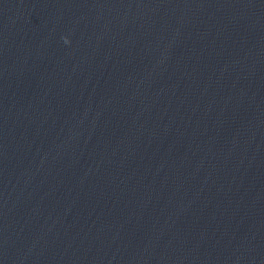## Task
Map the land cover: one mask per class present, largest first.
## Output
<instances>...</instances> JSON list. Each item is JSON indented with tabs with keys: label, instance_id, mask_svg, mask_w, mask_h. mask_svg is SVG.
<instances>
[{
	"label": "water",
	"instance_id": "water-1",
	"mask_svg": "<svg viewBox=\"0 0 264 264\" xmlns=\"http://www.w3.org/2000/svg\"><path fill=\"white\" fill-rule=\"evenodd\" d=\"M0 264H264V0H0Z\"/></svg>",
	"mask_w": 264,
	"mask_h": 264
}]
</instances>
